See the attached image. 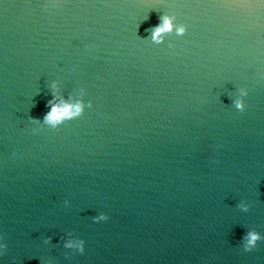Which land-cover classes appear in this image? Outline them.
<instances>
[{"label":"clouds","instance_id":"1","mask_svg":"<svg viewBox=\"0 0 264 264\" xmlns=\"http://www.w3.org/2000/svg\"><path fill=\"white\" fill-rule=\"evenodd\" d=\"M173 30H175L176 34L179 36H183L186 33L185 26L182 25V26L176 27L173 24V18L164 16L162 17V23L156 26L152 30V39L153 41L159 43L161 41L162 34L170 33ZM240 93L244 97L247 96L248 94L244 88L240 89ZM48 106L50 108V111L44 116V123L51 125L52 128H57L58 126L64 124L65 121L79 118L84 113V110H85L84 105L80 103H77L76 105H71V104L64 103V102H61L60 104H56L52 100H50L48 102ZM88 107H91V103H89ZM235 107L239 111H244L245 104L242 100H236ZM34 122L39 123V121H34ZM239 207H241L244 211H248V206L246 204L241 203ZM107 219L108 217L104 214L95 218L97 222L104 221ZM260 240H261V236L258 232H255V231L249 232L247 236L245 237L246 242L244 244V250L251 251L252 249L256 247L257 242ZM65 246L68 248H71L74 245L72 242H68ZM75 246L79 249V252L83 254L84 241L81 240V241L76 242ZM6 247H7L6 245H0V249H4ZM0 255H3L2 251H0Z\"/></svg>","mask_w":264,"mask_h":264}]
</instances>
